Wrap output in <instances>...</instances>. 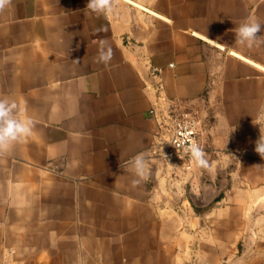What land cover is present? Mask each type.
<instances>
[{"label": "crops", "instance_id": "crops-1", "mask_svg": "<svg viewBox=\"0 0 264 264\" xmlns=\"http://www.w3.org/2000/svg\"><path fill=\"white\" fill-rule=\"evenodd\" d=\"M130 1L153 14L0 0V95L34 121L0 147V264H264V43L235 37L254 17L264 41V0ZM172 101L200 111L191 173L153 153Z\"/></svg>", "mask_w": 264, "mask_h": 264}, {"label": "clouds", "instance_id": "clouds-1", "mask_svg": "<svg viewBox=\"0 0 264 264\" xmlns=\"http://www.w3.org/2000/svg\"><path fill=\"white\" fill-rule=\"evenodd\" d=\"M87 7L91 12L102 13L110 10L111 4L109 0H87ZM261 27L262 24L254 17L246 18L235 29L236 40L249 48L259 46L264 43L261 41L260 35H256L261 32ZM100 45L99 59L107 62L111 58V48H104L105 41H101ZM26 112V102L22 98L10 94L0 95V147L24 141L34 135L33 118L28 116ZM188 151H190L191 158L197 166H207L204 153L197 145L193 144ZM254 151L264 160V137L259 136L255 142ZM130 167L133 174L132 184L136 185L147 179V164L143 154H137L132 159Z\"/></svg>", "mask_w": 264, "mask_h": 264}, {"label": "built area", "instance_id": "built-area-1", "mask_svg": "<svg viewBox=\"0 0 264 264\" xmlns=\"http://www.w3.org/2000/svg\"><path fill=\"white\" fill-rule=\"evenodd\" d=\"M121 1L126 2L132 7L141 9L146 13L153 14L130 0ZM158 72L157 69H149V74L152 77H156ZM153 86L156 92L162 89L158 82ZM171 109L174 114L173 127L166 143V151H154L153 153H157L159 158L164 161L174 162L179 165L183 172L191 173L194 170V161L188 149L193 144L201 148L199 141L202 129L200 111L197 108L189 107L185 101H172Z\"/></svg>", "mask_w": 264, "mask_h": 264}, {"label": "water", "instance_id": "water-1", "mask_svg": "<svg viewBox=\"0 0 264 264\" xmlns=\"http://www.w3.org/2000/svg\"><path fill=\"white\" fill-rule=\"evenodd\" d=\"M262 117H263V119H264V113H263V116H262Z\"/></svg>", "mask_w": 264, "mask_h": 264}]
</instances>
